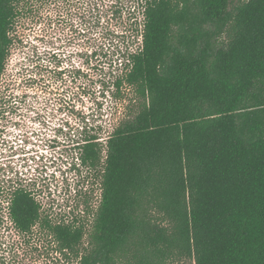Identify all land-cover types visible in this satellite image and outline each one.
<instances>
[{
  "label": "trees",
  "instance_id": "1",
  "mask_svg": "<svg viewBox=\"0 0 264 264\" xmlns=\"http://www.w3.org/2000/svg\"><path fill=\"white\" fill-rule=\"evenodd\" d=\"M79 1L0 0V79L20 15ZM86 4L91 53L114 63L102 88L113 108L132 95L104 144L86 124L73 141L70 166L100 170L88 244L22 185L6 200L15 230L39 225L76 264H264V0Z\"/></svg>",
  "mask_w": 264,
  "mask_h": 264
},
{
  "label": "rangeland",
  "instance_id": "2",
  "mask_svg": "<svg viewBox=\"0 0 264 264\" xmlns=\"http://www.w3.org/2000/svg\"><path fill=\"white\" fill-rule=\"evenodd\" d=\"M87 0L44 5L20 15L0 79V264H76L39 225L18 233L7 215L12 186L29 189L51 222L76 218L88 244L99 202L100 170L72 168L73 141L81 125L104 144L126 114V100L113 108L111 88L99 78L114 73L107 53H91L93 33ZM243 0H229V10ZM67 8V10H66ZM114 56L113 59H115ZM101 65V66H100ZM135 107V105H132ZM104 149L101 153V161ZM177 264H194L182 261Z\"/></svg>",
  "mask_w": 264,
  "mask_h": 264
}]
</instances>
